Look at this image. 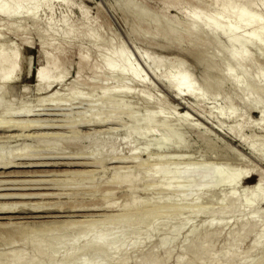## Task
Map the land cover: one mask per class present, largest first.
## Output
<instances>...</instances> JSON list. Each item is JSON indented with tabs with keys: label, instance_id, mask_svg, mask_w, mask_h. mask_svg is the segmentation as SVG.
Wrapping results in <instances>:
<instances>
[{
	"label": "bare ground",
	"instance_id": "1",
	"mask_svg": "<svg viewBox=\"0 0 264 264\" xmlns=\"http://www.w3.org/2000/svg\"><path fill=\"white\" fill-rule=\"evenodd\" d=\"M118 2L119 4L123 5L126 17L129 20L133 19V21L135 22L136 26L134 27L133 31L131 32L129 36L131 37L133 41H135V39L144 40L147 38L156 40V38L160 36L161 29L164 28L165 31L163 35L166 36L167 39L168 38L175 39L177 41L175 44L178 43L179 46L184 47L187 50L188 55H190L193 58L198 59L199 62H201V64L203 62L208 65L209 70L207 72L210 71L216 74L217 79L206 77V79L204 78L205 79L204 82L202 80L203 85H199L196 82V79L192 77L191 75H189L183 69L184 64L183 65L181 64V65L175 66V69H177L178 71L172 70L167 73L164 83L166 86H169L172 88L183 89L184 90L183 98L192 99L199 106L205 100H208L207 98L214 97L218 99L221 97L222 102L215 108V110L221 117H229L232 119H236L238 121V124L240 126V131L236 139H238V141L240 142H244V141L246 142V138L244 137L245 135L242 133V130L245 127V125L247 123L250 124V122L248 119H246L248 121L246 120L243 121L246 115L240 111L236 102L233 99H230L226 92L225 93L223 92L222 88L226 82L227 83L231 82L232 85L230 84L229 85L234 87V89H236L237 91H240L243 93V101L245 104L250 106L251 109H257V108L264 107V64H263L264 23L259 24L260 22L264 21V0H158L157 6L159 5V7H154V8L149 6L148 4L149 0H118ZM118 2L116 4H118ZM72 3H73L72 0H0V116L10 114L11 116L14 115L12 117H16V115L20 116L21 114L22 116H24L23 115L24 113L28 117L29 115L33 114V111L27 109L28 107L27 108L23 107V109H18V110L15 108H14L15 110L12 109L13 107L11 108V105L5 102V99H4L5 93L7 92L6 87L11 82L15 81L19 76V71H20L19 69L21 66L19 63L21 46L20 45H19L20 47H18L17 45L12 46L11 44L4 42L3 38L6 33H12V34L14 33V35L20 34L21 27H17V26H20L18 24H21V22L18 24H15V22L17 21L19 22V20H23V21L25 20L26 22L30 21L32 25L34 26V28L32 27V29L35 30V32L39 36V39H41V42H39L40 43L39 47H40V52L42 56L41 55L40 56L42 57V60H43L42 63L45 66L42 67L40 65L41 68H38L39 70L37 71V73H38L40 81L43 84L42 89H49L53 85H61L62 83H64L66 81V78L68 77L67 70L71 68L72 64L74 63L73 57L76 55L77 62H76L75 67H76L77 75L74 78V80L70 82V84H67L66 86L67 87L66 91L69 92L70 97L74 95L83 96V93L81 90L86 89L87 91L88 89L89 92L92 93L94 96L96 97L99 96L104 101H110L112 103V106L122 105L123 103H126L128 98L130 97L131 98L138 97L142 100L146 99L147 101L154 103L153 97L155 96L151 95L149 91H146V89L145 90L143 89L144 91L139 90V89L136 90L135 85H134L136 80H140L141 83L142 82L146 83L147 80H146V77L144 76L142 77L139 71V68L135 65L132 57L129 55L125 47L123 45H118L116 48H114L113 45L112 47L109 43H107V41L103 40L101 26L100 28L92 26L93 22L90 19L91 17L90 18L88 17L89 12L87 9L85 10L86 7L82 8L83 10L82 16L80 15V17L78 18L69 17L67 12H68L69 7H73ZM259 5H261L263 9H261ZM56 6H60L63 9L62 11L60 10L61 12V13L59 12L60 15L57 12L60 17L58 19H55V16H54L56 15V13H54V11H56L55 10ZM65 8L67 9V11L65 10ZM170 10L174 14H170L169 13ZM43 11H45L44 16L40 15L41 12ZM143 21H149L150 25L149 24L148 26L143 25L142 24ZM53 22H56V23H53ZM59 23H61L60 26H59ZM81 24L84 25L85 27L86 26L88 27L86 28V30H84V32L80 31ZM40 25H44V27L46 26L44 30L47 29V34L44 31H42L43 28H40ZM21 34H24V33H21ZM47 37H49L50 39ZM76 38L82 39V43L85 42L86 40L85 43L89 42L90 45L92 46L90 48H87L85 46H82L83 44L80 42V45L78 44L79 46L76 52H74L75 50L73 49L71 50L70 45L74 44L73 42L77 40ZM210 40L215 44V46L218 47V49H223V47L226 45L227 54L229 58L231 59L233 66H231L230 64L224 61H220L221 59H218V56L215 53L208 52V47L210 46V43H209ZM23 43H26V44L32 43L30 41L29 36L23 38ZM223 43L225 45H223ZM75 44L77 45V41ZM93 47L95 50H93ZM92 50L94 51V53L92 52ZM140 53L141 54L145 53L146 55H148L147 51L142 50L140 51ZM211 58H213L212 60H214V62L211 60ZM150 60H151V64L154 67L159 66L161 62L163 61L162 58L157 57V56L150 57ZM87 73H89L90 76H88ZM207 76H208V73H207ZM116 77L121 78L122 81H115ZM136 83L138 82L136 81ZM26 90L27 88H24V92ZM156 104L159 105L156 107V109L158 110H155V111H149L148 109L139 110V115L131 116L129 124L126 122L127 127L124 130L125 131L123 135L124 137L122 138V144L125 143V146L127 144L129 147V151L125 150L126 152L120 151L122 147L119 146L120 144L117 141H114L113 143H106L104 141L101 142L102 138H104L102 136L106 134V132L104 133L100 132L99 135L90 133L87 135L85 134V136H81L77 134L76 128H74L75 130H71L72 135H69V136H66V135L64 136L58 133L53 134L52 136V133L45 134L43 132L45 134V135L42 134L44 138L42 136H39L40 138L37 140H39V144H44L45 147L48 148V150L49 149L58 150V151L61 150L60 152L58 153L55 152V153L58 156L59 155L64 156L62 158H67V157L72 156V158L74 157V160L77 159L78 161H80L81 158H84V155L86 154L87 156L91 155L92 157H94V159L91 158L94 160V162H91V163L95 164L96 166L98 165L100 166L98 168H101L100 169L101 171L99 172H101L102 174L100 175H103V173H106L108 175V169L110 168L108 167L107 172L106 171L103 172L102 167L106 163H108L109 161L111 162L114 159H117L118 163L122 162V160L125 162L126 160H128V158L129 160L134 159L135 164H136V166L134 167H136L137 169L136 171H138V169H141L142 167L145 168L147 166V163L145 164V162L149 160L148 157H152L151 156L152 149L154 147H156L155 150L158 148L157 151L159 152H163L164 149L165 151L166 149H171L172 151L174 150L175 152H177L179 149V146L176 143L179 140L173 141L172 137L175 134L174 132L171 133V131H173V127L171 128V126H172V121H173L172 119L174 117L171 118L167 116V115L176 116L175 111L168 110L167 108L165 110L164 107L161 106L162 104L161 100H159V102L157 100ZM210 109L211 108H209L208 112L212 110ZM206 114L208 115V113ZM33 116H36V115L33 114L29 117H33ZM110 116L111 118L109 119L108 117L107 119L109 120L107 121L108 123L110 121H114V116L112 115ZM169 118L171 120H169ZM104 119L106 120V118ZM104 119H102V117L93 116V117L86 118L85 120L83 119L79 123H82V124L84 123L87 125L91 124L90 126H95V127L104 126L103 125L105 121ZM161 119L163 120L165 119V120L164 121L162 120L163 122L162 129L157 134L156 131L153 129V127L156 124V122H159ZM180 120H182L181 125L183 127L190 126L192 124L190 123L191 119L189 118L184 117ZM13 123L14 122H11L10 120H9V123H6V125L3 122L0 123V132L6 133V134H1L2 136L0 135L1 136L0 140H3V142H9L11 141V139L13 138L15 139L16 137L15 134L7 135V133H13L14 131L16 132L25 131L27 129L32 128V129H38L40 131L42 130L46 132V131L60 130V129H63L64 127L63 126L61 128V126H57L52 123L51 124H46V123L39 124L38 122H37L38 124L33 123V122L31 123L21 122L19 124L17 123L13 124ZM1 124H4V125H1ZM143 125L149 126V129H145ZM256 126L259 127L260 129H264V110L262 111L260 122H258ZM66 128H67V125H66ZM183 130H185V128ZM176 131H177L176 133H178L179 131L181 132V130H176ZM244 131H245V128H244ZM109 133L114 134L115 132L113 130H110ZM178 135L179 134H177V137ZM83 139H89V141L92 144L98 140V145L100 147L99 150L97 152H94L92 155L90 154V152H65L64 150L65 148L63 149L62 144H66L68 146H71L70 148H73V147L78 146ZM135 141H137V144L139 141L141 143L134 147L133 144L135 143ZM260 141L263 143H259ZM260 141L257 139V140H254L252 143H250L251 152H255V154L257 152L258 154V152L261 151L262 153H264V137H263V141L262 139H260ZM153 145L155 146L153 147ZM181 145L182 144L180 143V146ZM29 155H30L29 156L30 158L31 157L33 158L31 159L28 158L29 160L27 159V161L40 160L38 159V157H35L37 154H35L34 152ZM26 156L28 157V155ZM142 156L147 157L148 160L146 158L144 162V160L142 159ZM262 156H264V154ZM15 157L17 160L15 159ZM17 157L18 158L22 157L23 159H25L24 158L25 155L23 153L14 155L9 152L7 153L0 152V170H2V172L0 171V180L1 178L7 179V177H13L14 176L13 174H19L22 176L27 173L29 175V173L37 172V170L35 169L32 170L33 168L53 167V166L56 167L59 165L56 162L47 163V161L46 163L45 162H35V161L32 163L25 162V161L21 163H17V161L23 160L20 158L18 159ZM42 157L43 156H41V159ZM165 157L166 156H164V158ZM164 158L162 157L157 158L158 167L155 168V170L150 171L151 173L147 170H144V171H147L149 174L146 176V179H147L146 184L145 185L142 184V186L144 185L147 189H155L156 187H160L161 193H162V190L164 192L170 191L171 196H168V193L167 195L165 194V196L158 193L161 196L157 195L160 197L159 198L155 197L154 199H157L158 201L160 200L159 201L160 203L158 202L159 204L165 201L166 203L164 204L166 207L173 206V210H175L174 208L175 206L176 208L178 207L185 211H188V210L190 211V208L192 210L194 207L195 208L197 207L198 210L197 209L196 210L200 214V212H203L202 208L205 206V203H206V199H207L206 195L208 193H213L214 191H216V189H218L220 184L224 182V181L221 182V180L226 179L228 180L227 184L232 188V189L230 188L232 191L229 190L231 192L221 197L222 198L220 202L221 204L219 205L218 208L213 209V210H206L204 212L210 214L209 218H212L211 220L223 221L225 220V218H229V219L231 218L233 220V218H236L235 216L239 212L240 208H242L239 205V203L242 201L243 204L244 203H247L248 205L251 204V216H253L251 222L248 221L250 223H246V222L244 223L242 220L241 221L243 223H241L239 219H236L235 221H233L234 225H232V228L233 227L234 228L228 234L226 238V247L224 249L217 250V251L215 250L216 248L213 245L214 244L213 240H214L215 235L212 234V232L223 229L221 228L223 224L221 225L220 229L217 228L218 225L214 227L217 229L214 230L213 228L214 230L213 231V230H209L208 228H204L205 227L204 225L206 223H202L203 224L202 228L199 227V230H197L193 235H191L185 241L186 242L185 248H184L185 255L183 254L184 256L177 259V264H253L258 259V255H250V254L241 255L239 247L241 243L249 235L251 234L256 235L255 233H258V232L260 233L264 231V202H263L264 175L261 172H257V170H255L253 167H247L245 169H240L238 168V166L232 167L230 165L227 166V165H222V164L217 165L213 172H210V173L207 172L205 174L204 170L206 169L207 166L204 164V162L199 163L197 165L196 164L188 165L184 169L177 170V167H175L176 169H174V165H173L175 164L176 166L177 164H179L177 161H173V160L167 161L168 158H166L167 160H164ZM43 159L45 160V158ZM49 161L51 160L49 159ZM115 161L116 160H114V162ZM143 164L145 165L143 166ZM60 165H62V163H60ZM67 165L66 166L63 165V166L67 167ZM74 165L75 167L76 166L80 167L85 164L75 162L73 166ZM171 165L173 167H171ZM105 166H107V164ZM12 168H22L25 170H20L17 172L16 171L13 172L12 170V172L10 171L7 172V170L12 169ZM105 168L103 170H105ZM115 168L119 169L118 166L114 167V169ZM121 168L122 167H120V169ZM52 170L50 171L49 174H52L51 173ZM134 170H133V173H134ZM122 171L117 170L114 173L111 172L113 173L111 176L113 177V180L119 181L121 184H126V183L130 184L131 182H134L137 175L133 176L131 174V169L126 172L124 171L122 172ZM39 173H43V172H38V174ZM47 173L48 172H46L45 174L47 175ZM56 174L54 176H56ZM252 174L257 175L258 186L253 187L251 185H246V188H245L246 192L243 195L244 197L241 199V196L238 195L237 193L238 192L237 189L240 186V184L243 183L248 178V176ZM28 175H25V176L28 177ZM154 175H156L158 178L153 177ZM104 176L99 177V178H104ZM194 176L196 177L201 176L200 178L205 180V182L212 181L213 182L212 186H210L209 188H206L205 186L204 187L201 186L199 188V192H203V193L201 195L191 196L190 194L192 193L190 191L191 190L194 191V190L192 189L193 185H191L192 183L189 179L191 177L194 178ZM180 180H183L184 183L186 182L185 183L186 185H184L183 187L179 186L178 181ZM10 181L9 183L4 182V181L3 182L6 184L7 183L11 184L13 182L14 183L16 182L14 180L11 182ZM22 181H19V182L21 183ZM26 181L27 180H25L24 183L27 184L28 181L27 182ZM140 181L142 182L143 180H140ZM19 182L17 183L19 184ZM143 182H145V180ZM4 183H3V186L5 187L6 184L4 185ZM30 183L32 184V181ZM130 187L132 186L130 185ZM24 188L22 189V192L23 190L33 191L37 189L38 190L39 189L40 190L49 189L50 187H47V188L46 187L45 188L44 187L43 188H38V187L33 188L32 187L33 189H31L30 187L26 189ZM4 189H5L4 191L6 190H19L20 191L21 186L19 189L17 188L16 189L15 188H12V189L4 188ZM134 189L135 188H133L132 191ZM46 192H49V191H46ZM46 192L44 191V194L42 193L43 195L38 193V191L36 192L38 194H34V193H31V194L18 193L16 195L14 193L13 194L12 193L0 194V201L11 200V199H20V200L30 199L31 200V199L39 198L41 202L40 196L42 197L54 196L53 198L59 197L57 196L59 192L58 194L54 193L53 195H52L53 192L48 193V194ZM60 197H62V195ZM257 197L260 198L259 201H256ZM254 199L255 201L253 202ZM40 202H38L39 204L37 203L32 204L30 202L32 205L26 202L27 205L29 204L31 205V208H28V209L24 208L21 205V203L20 204L18 203L19 204L18 205V204H9L10 201L9 203L7 202L8 204H3L1 202L0 204V241H1L0 246L1 247L4 246L7 242L13 245H16V243L18 244V242L23 241L24 238H26L29 234L32 235V233L34 234L36 233L41 234L44 232L53 233L51 231L57 230L59 226L63 225L62 222L59 223L60 221H58L57 223L55 220L54 221L56 223L55 222L50 223L49 221L48 223L44 222L45 224L37 223L38 222L37 220H36L37 222L24 221L26 219H33V220L39 219L40 220V218L43 217L42 214H41L42 217H35L36 215H40L39 213H49L47 211H52V210L55 211L56 209H58L56 205L58 202L55 203L53 201L54 206L51 205L52 203L51 204L49 203L51 207L48 206L49 204L46 203L47 201L45 203L48 205L46 204L44 205V202L41 204ZM260 203L263 204V208L261 210H257L259 207L258 208L256 207L257 205H260ZM161 205H163V203ZM157 206L159 205L157 204ZM171 208L169 207L168 209H171ZM186 208H189V209L187 210ZM94 209H91V210L88 209V210L92 211ZM59 210H62V209H59ZM71 210H74V209H71ZM96 210L98 209L96 208ZM65 211L66 210H64V212ZM194 211L195 210L191 212H194ZM7 215H12V216L7 217ZM54 215H53V218H54ZM17 219L18 220L22 219L23 221L22 220L16 221ZM229 219L228 221L230 222V224H232L231 223L232 220L230 221ZM3 220H6V222L5 223L1 222ZM229 222H228V225H230ZM103 223L104 222L102 221V224ZM71 224H74V223H71ZM66 225L68 224L65 223V227ZM171 227H173L172 228L173 230L177 226L175 227L173 224V226ZM222 233L223 231H221V235ZM46 234L49 235L48 233ZM201 234H202V237H200ZM200 241H203V242L200 243ZM44 243L40 241H30L28 244H26V247L24 248L22 247V249L20 248L21 249L20 252L15 250V252L13 251L10 254H8L7 255L8 257L6 256L8 258L7 261L13 259L15 261V263L13 261V264H40L41 259L46 256V251L48 249V248L46 249V245ZM94 244L96 246H101L103 245V242L102 240L98 239L94 242ZM167 247H168V250L166 251V255L165 257L161 259H158V257L156 256L157 247L154 246L151 248V250L149 249V251L141 252L133 261L131 260L132 264H164L169 259V256L172 250L174 251L172 244H170L169 246H166V248ZM262 247H264V239L262 240L255 239L253 241L252 249H256V251H259ZM90 254H95V252L94 251L83 252L81 256L84 257ZM127 259H128L127 255L122 254L119 257V260H118L119 262H117V264H129L130 262ZM193 260H195V262ZM68 261L69 260H66L65 263L67 264ZM261 262L262 264H264V258H262ZM3 263L2 261L0 262V264H3Z\"/></svg>",
	"mask_w": 264,
	"mask_h": 264
},
{
	"label": "rangeland",
	"instance_id": "2",
	"mask_svg": "<svg viewBox=\"0 0 264 264\" xmlns=\"http://www.w3.org/2000/svg\"><path fill=\"white\" fill-rule=\"evenodd\" d=\"M72 2H73L72 3L73 7H69L68 12H67L69 17L78 18L80 17V15L82 16V11H83L82 8L86 7L85 10L87 9L89 12L88 17L89 18L91 17L90 19L93 22L92 26L98 27V28H100L101 26L103 40L107 41V43H109L111 46L113 45L114 48H116L118 45H123L125 47L129 55L132 57L133 62L139 68V71L142 77L143 76L146 77V80H147L146 83H143V82L141 83L140 80H136L138 83H140L138 84L135 81L134 85H135L136 90L139 89V90L144 91L146 89V91H149L151 95L155 96L153 97L154 103L149 102L146 99L142 100L138 97L137 98L130 97L128 98L129 101L127 100L126 103H123L122 105L112 106V103L110 101H104L99 96L97 97L94 96L92 93L89 92L88 89L87 91L86 89H82V90L80 89L83 93V96L74 95L70 97L69 92L66 91V88H67L66 86L67 84H70V82H72L77 75L76 67H75L76 62H77L76 55L73 57L74 63L72 64L71 68L67 70L68 77L66 78V81L64 82L66 84L62 83L61 85H53L49 89H42L43 84L40 81L38 73H37V71L39 70L38 68H41L40 65L42 67L45 66L42 63L43 60L41 57L42 55H41L40 47H39L40 45L39 42H41V39H39V36L35 32V30L32 29V27L34 28V26L32 25L30 21L26 22L25 20L24 21L19 20V22L18 21L15 22V24H18L21 22V24H18L20 26H17V27H21L20 34L14 35V33L13 34L6 33L4 35L3 41L8 44H11L12 46L13 45L14 46L17 45L18 47L21 46L20 47V59H19V63L21 66L19 69L20 71H19L18 78L15 81L11 82L6 87L7 92L5 93L4 99H5V102L11 105V108L13 107L12 109L15 108L18 110V109H23V107L24 108L28 107L27 109L33 111V114L36 116L29 117L33 115L31 114L27 117L26 114L23 113L24 116H22L21 114L20 116L16 115V117H12L14 115L11 116L10 114L9 115L2 114L3 116H0V119L2 118L0 123L3 122L6 125V123H9V120H10L11 122H14L15 124L16 123L19 124L21 122L23 123H26V122L37 123L38 122L39 124L40 123L41 124H44V123L51 124L52 123L57 126H61V128L63 126L64 127L63 129L56 130V131H46L45 132L42 130L40 131L38 129L31 128L25 131H17V132L14 131L13 133H7V135L15 134L16 137L15 139L13 138L14 140L11 139V141L9 142H3V140H0V152L2 153L9 152L14 155L23 153L25 155L24 158L26 160L23 159L22 157H19L20 159H23V160L17 161V163H21L24 161L31 162V163L34 162L35 160L27 161V159L30 158L29 154H32L34 152L35 154H37L35 157H38V159H40V160H36L35 162H45L46 163L47 161V163L56 162L59 165L60 163H62V165L60 166L58 165L59 167L53 166V167L33 168L32 170L35 169L37 170V172L29 173L31 177L27 173L25 175H28V177H26L25 175L21 176L19 174H13L14 175L13 177H7L8 180L1 178L0 183L3 181L9 183L10 180L11 181L14 180L16 181L15 182L16 185L14 182L11 184H8V183L6 184L3 182L4 185L6 184L4 187L3 183H1L2 185L0 184V189H2L3 191L0 190V194H8V193H12V194L14 193L15 195L18 193L20 194H31V193L42 194L43 193L44 194V191L45 192L49 191L46 193L48 194V193L53 192L52 193L53 195L54 193L58 194L59 192L57 196L60 197L62 195V197H60L59 199V197L53 198L54 196L52 197L40 196L41 202L39 198L31 199V200L30 199H21V200L11 199V200L0 201V204L1 202L3 204H8L10 201L9 204H18V203L20 204L21 203V205L24 208L28 209V208H31V205L33 203L39 204L38 202H40L42 204L44 202V205L46 203L48 204L52 203L51 205L54 206L53 205L54 202L55 203L58 202L56 204L58 208L56 209L57 212L56 210L55 211L52 210V211H47L49 213H39L40 215H36L35 217L43 216L42 217L43 219L42 218H40V220L39 219H35V220L26 219L24 221L26 222H31V221L37 222L38 221L37 223H44V222L48 223L49 221L50 223L55 222V221L58 223V221H60L59 223L62 222L63 225L58 227L59 230L56 228L57 230L51 231L53 233L46 232L49 235H47L45 232L41 234L32 233V235L29 234L27 237L25 236L26 238H24L23 241L18 242V244L16 243V245H13L7 242L4 246H2L3 248L0 246V262L1 261L2 263L4 262L3 264H13V261H14L13 259L7 261L8 254H10L13 251L15 252V250L20 252L22 247L23 248L26 247V244H28L30 241H40L43 243L45 241L44 244L46 245V249L47 248L48 249L46 251V256L41 259L40 264H66L65 263L66 260H69L67 264H117V262H119L118 261L119 257L122 254H126L128 257L127 260L130 262L129 264H132V261L141 252L149 251V249L151 250V248L154 246L157 247L156 256L158 257V259L165 257L166 251L168 250V247L166 248V246H169L170 244H172L174 251L172 250V252L170 253L169 259L164 264H177V259L185 255V249H184L185 244H186L185 241L191 235H193L197 230H199V227L202 228V225H203L202 223H206L204 225L205 226L204 228H208L209 230H213V228L216 227L217 225H218L217 228L220 229L221 225L222 224L224 225V226L222 225L221 227L223 229L219 231H214L215 229H217V228H214L213 230L214 232H212V234L215 235L214 240H213L214 241L213 245L216 248L215 250L217 251V250L224 249L226 247V238L228 234L234 228V227L232 228V225H234L233 221H235L236 219H239L240 221L242 220L244 223L245 222L250 223L253 218V216H251V204L248 205L247 203H244L246 205L245 206L242 201L239 203L240 207L242 208H240L239 212L235 216L236 218H233V220L231 218L230 219L225 218V220L223 221L211 220L212 218H209L210 214L204 212L206 210H213V209L218 208L219 205L221 204L220 203L222 199L221 197H223L224 195L232 191L231 190L232 188L227 184L228 180H226L225 178H224L225 180H221V182L222 181L224 182L220 184L218 189H216V191H214L213 193H208L206 195V198H207L206 203H205V206L202 208L203 212H200V214L197 211L198 210L197 207L196 208L194 207L192 210L190 208V211L188 210L189 208H186L189 211L188 212L178 207L176 208L175 206H174L175 210H173V206L167 205L170 208L172 207L171 208L172 211H171V209H168L169 207L165 206L164 204L166 203L165 201L161 202V204L163 203V205L165 206L164 207L163 205L159 204L160 200L158 201L157 199H154L155 197L159 198L161 195L165 196V194L167 195V193H168V196H171L170 191L164 192L162 190V193H161L160 187H156L155 189H147L144 186L147 180L146 176L149 174L147 171L150 172V171L155 170V168L158 167L157 158L159 157L164 158V156H166L164 160H167L166 158H168L167 161L173 160L179 163L176 166L175 164L172 163L174 165V169H176L175 167H177V170L184 169L188 165H194V164L197 165L199 163L204 162V164L207 166L206 169L204 170L205 174L207 172L208 173L213 172L217 165L222 164V165H227V166L230 165L232 167L238 166V168L240 169H245L247 167H253L255 170H257V172H261L264 175V156H262L264 153L259 151L260 153L258 152L257 154L256 152L255 154V152L250 151V147H251L250 143H252L254 140H257V139L259 141L260 139H262L263 141L264 129H260L256 125L258 124V122H260L261 114H262V111L264 110V107L257 108V109H251L250 106L244 103L242 92L237 91L236 89H234V87L230 86L232 85L231 82H228V83L226 82L225 83L226 86L224 84L222 88L223 92L224 93L226 92L228 97L230 99H233L236 102L240 111L246 115L243 121L248 119L250 122V124L248 123L246 124L248 126L245 125L244 127L245 131H244V128L242 130V133L245 135L243 136L246 138V142L238 141V139H236L240 131V126L238 124V121L236 119H232L229 117H221L215 110V108L222 102L221 97L218 99L214 97H212L213 99L207 98L208 100H205L199 106L194 100L183 98V94H184L183 89L172 88V87L166 86L164 83L167 73L172 70L178 71L177 69H175V66H178L181 64L182 65L184 64L183 69L189 75L194 77L196 79V82L199 85H203V82L205 81L206 77L217 79L216 74L210 71L207 72L209 68L206 63L202 62L201 64V62H199L198 59L193 58L190 55H188L187 50L184 47L179 46L178 43H177L178 45L175 44L177 42L175 39H172V38H170L172 40H170L169 38L167 39V37L163 35L165 31L164 28L161 29L160 36H158L156 40L147 38L144 40L135 39V41H133L131 37L129 36L131 32L133 31L134 27L136 26L135 22L133 21V19L129 20L126 17L123 5L119 4L118 0L117 1L116 0H72ZM117 2L118 4H116ZM113 4L115 7L113 6ZM148 4L150 7H153V8L159 7V5L157 6L158 0H149ZM259 6L261 9H263L261 5ZM56 8H55L56 11H54L56 15L54 16H55V19H58L60 18L59 17L61 13L60 10L62 11L63 9L60 6H56ZM65 10L67 11L66 8ZM57 12L58 13L60 12L59 15ZM169 13L174 14L173 12H171V10L169 11ZM40 15L44 16L45 11L41 12ZM53 23H56V22H53ZM262 23H264V21L260 22L259 24H262ZM60 24L61 23H59V26ZM142 24L148 26V24L150 25V22L143 21ZM45 27L44 25H40V28H43L42 31H44L47 34V29L44 30ZM86 28L88 27L87 26L85 27L84 25L81 24L80 31L84 32ZM21 33H24V34H21ZM28 36L32 43L30 44L23 43V38L28 37ZM76 39L77 40L73 42L74 44L70 45L71 50L72 49L75 50L74 52H76L78 46L80 45V42L82 43V39H79V38H76ZM76 41H77V45L75 44ZM85 42L82 43L83 44L82 46H85L87 48H90L92 46L90 45L89 42L87 43ZM209 43H210V46L208 47V52L215 53L218 56V59H221L220 61H224L230 64L231 66H233V63L227 54L226 45L224 43L223 45L225 46L223 47V49H218V47L215 46V44L211 40L209 41ZM93 50H95L94 47H93ZM93 50L92 52L94 53ZM142 50L147 51L148 55H146L145 53L141 54L140 51ZM152 56L154 57L157 56V57L162 58L163 61L161 62L159 66L154 67L151 64L150 57ZM212 59L213 58H211V60ZM212 61L214 62V60ZM263 64H264V60H263ZM207 73H208V76H207ZM87 75L90 76L89 73H87ZM115 81H122V80L121 78L116 77ZM24 88H27L25 92H24ZM130 99L131 100L134 99V100L131 101ZM157 100L158 102L159 100L162 101L163 105L161 104V106L164 107L165 110L167 108L168 110L175 111L176 116L174 115L173 116L167 115V116L171 118L174 117L172 119L173 121H172L171 128L173 127V131H171V133L174 132L175 134L172 137L173 141L179 140L176 142L179 146V149H178L179 152L178 151L175 152L174 150L172 151L171 149H166V151L164 149L163 152H159L157 151L158 148L155 150L156 147H154L155 145H153L154 148L152 149V155H151L152 157H148L150 161L148 160L147 157L142 156V159L144 160V162L146 158L149 162L146 161L145 164L147 163V166L145 168L142 167L141 169H138V171H136L137 169L136 167H134L136 166L134 159L129 160L128 158V160H126L127 162L126 161L124 162L122 160V162L119 161L120 163H118L117 159H114L116 160L115 162L114 160L111 161L112 163L109 161L108 163H106L107 166H105L106 165L105 164L102 167L103 172L105 171L107 172L108 167L110 168L108 169V175L106 173H103V175H100L102 174L101 172H99L101 171L100 170L101 168H98L100 166L98 165L96 166L95 164L91 163V162H94L93 160L94 157H92L91 155L87 156L86 154L84 155V158H81V159L78 158L80 159V161H78L77 159L74 160V157L72 158V156H70L71 158L70 157L62 158L64 156H60V155L58 156L56 154L60 152L61 150L60 151L53 150V149L48 150V148H46L44 144H39V140H37L40 138L39 136H42V134L44 133L45 134L52 133V136L53 134H57V133L64 135V136L65 135L69 136V135H72L71 130H75L74 128H76L77 134L81 136H85V134L87 135L90 133L99 135L100 132L101 133L106 132V134L102 136L104 138H102L101 142L104 141L106 143H113L114 141H117L120 144L119 146L122 147V148L120 147L122 149V150L120 149V151L126 152V151H129V147L127 144L125 146V143H123L124 144L123 146L122 138L124 137L123 136L125 132L124 130L127 127V123L129 124L131 116L139 115V110H144V109H148L149 111L158 110L156 109V107L159 106L156 104ZM209 108L212 109V110L210 109L211 110L210 112H208ZM206 113H208V115ZM110 115L114 116V121H110L108 123L107 121L109 120L107 119L108 117L109 119L111 118ZM93 116L102 117V119L106 118V120L105 119L104 120L107 123L103 120L104 126H97V127L90 126L91 124L87 125L84 123L83 124L79 123L83 119L85 120L86 118L93 117ZM184 117L191 119L190 123L192 124L190 126L183 127L181 125L182 120L180 119ZM162 120L163 119H161L159 122H156V124L153 127V129L156 131L157 134L162 129V125H163ZM169 120L171 119L169 118ZM4 124H1V125H4ZM65 124L67 125V128ZM143 126L145 127V129H149V126L147 125H143ZM184 128L185 130H183ZM109 129L113 130L115 133L110 134ZM176 130H181V132L179 131L178 133H176L177 132ZM1 134H6V133L0 132V135ZM177 134H179L178 137H177ZM135 143L133 144L134 147L139 145L141 142L139 141L137 144V141H135ZM180 143L182 144L181 146H180ZM259 143H263V142L260 141ZM62 145H63V149L65 148L64 149L65 152H90V154L92 155L94 152H97L100 148L98 145V140L92 144L89 141V139H83L78 146L73 147V148H70L71 146H68L66 144H62ZM55 154L57 155V157ZM26 155H28V157ZM41 156H43L42 159L45 158V160L44 159L42 160ZM49 159L51 161H49ZM73 161L77 163H82L85 165H83L84 167L83 166L75 167V165L73 166V164L75 163ZM145 164H143V166ZM63 165L64 166L67 165V167H64ZM117 166L119 167V169L118 168L114 169V167H117ZM111 167L113 168V170ZM120 167L122 168L120 169ZM171 167L173 166L171 165ZM104 168L105 170H103ZM122 169L124 172L129 171L131 169V174L133 176L137 175L134 182H131L130 184L128 183L121 184L119 181L113 180V177H111L112 174L117 170L122 171ZM12 170L13 172L14 171L17 172V171L25 170V169L12 168V169L7 170V172L8 171L12 172ZM51 170H52L51 172L52 174H49ZM133 170H134V173H133ZM144 170H147V171H144ZM0 171L2 172V170ZM45 171L48 172L47 175L45 174L46 173ZM38 172H43V173L38 174ZM86 172L90 176L91 175L92 176L90 177ZM55 174L56 176H54ZM71 175L72 176L74 175L73 176L74 178ZM103 176L104 178H99ZM153 177L158 178L156 175H154ZM200 177L194 176V178L191 177L189 179L192 183L191 185H193L192 189L194 190V191L192 190L190 191L192 193L190 194L191 196L201 195L203 193V192H199V188L201 186L202 187L205 186L206 188H209L210 186H212V183H213L212 181L208 180L209 182L207 181L205 182V180H203ZM25 180L28 181V182L26 181L27 184L24 183ZM29 180L32 181V184L30 183L31 181ZM140 180H143V181L145 180V182L142 181L143 182L142 183ZM19 181H22V182L20 183ZM135 181L137 184L135 183ZM17 182H19L20 185ZM185 183L183 182V180L178 181V185L182 187L186 185ZM138 184L140 185V187ZM142 184L144 185L142 186ZM130 185L133 188H135L133 191H132L133 188L130 187ZM246 185L257 187L258 186L257 175L256 174L249 175L248 178L243 183L240 184V186L237 189L238 191L237 193L238 195L241 196V199L244 197L243 195L246 192V189H245ZM20 186H21L20 191L19 190L4 191L5 190L4 188L19 189ZM31 186L33 188L34 187L36 188L37 187L38 188L50 187V188L41 189V190L37 189L33 191L23 190L22 192V189L24 187H25L24 189L29 188V187L33 189ZM37 191L38 193H36ZM158 193H160L161 195ZM157 195H160V196H157ZM259 200L260 198L257 197L256 201H259ZM254 201L255 199L253 200V202ZM26 202L27 203L31 202L32 204L30 203L31 205L30 204L27 205ZM263 202H264V199H263ZM23 203L26 205H24ZM50 204L48 206H50ZM157 204L159 206H157ZM70 208L74 210H71ZM96 208L98 210H96ZM256 208H258L257 210H261L263 208V204L260 203V205H257ZM59 209H62L63 211ZM88 209L90 210L94 209L95 211L94 210L89 211ZM64 210L66 211L64 212ZM193 210L195 211L191 212ZM53 215H54V218H53ZM8 216H12V215H7V217ZM228 219L230 221L232 220L231 221L232 224H230ZM21 220L17 219L16 221H21ZM102 221L104 222L103 224H102ZM227 221L229 222L230 225H228ZM242 221L241 223H243ZM1 222L5 223L6 220H3ZM67 222H69L70 224ZM65 223L68 224L66 225V227H65ZM71 223H74V224H71ZM173 224L175 227L176 226L177 227L172 230L173 227L171 226H173ZM63 226L65 227V229ZM221 231H223L222 235H221ZM255 234L256 235L251 234L252 236L249 235L242 242L244 245L241 243L239 247L240 254L241 255H249V254L258 255V259L253 264H262L261 261H262V258H264V247H262L259 251H256V249H252V243L255 239L256 240L264 239V231L260 233L258 232ZM200 237H202V234L200 235ZM98 239L102 240L103 245L96 246L94 244V242ZM201 242L203 241H200V243ZM88 251H94L95 254L86 255L84 257L81 256L83 252H88ZM193 261L195 262V260Z\"/></svg>",
	"mask_w": 264,
	"mask_h": 264
}]
</instances>
